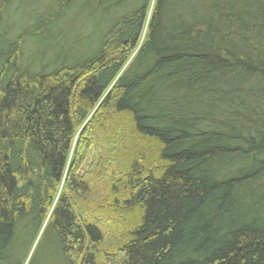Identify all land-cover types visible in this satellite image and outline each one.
I'll return each mask as SVG.
<instances>
[{"label":"trees","instance_id":"1","mask_svg":"<svg viewBox=\"0 0 264 264\" xmlns=\"http://www.w3.org/2000/svg\"><path fill=\"white\" fill-rule=\"evenodd\" d=\"M0 264H264V0H0Z\"/></svg>","mask_w":264,"mask_h":264},{"label":"rangeland","instance_id":"2","mask_svg":"<svg viewBox=\"0 0 264 264\" xmlns=\"http://www.w3.org/2000/svg\"><path fill=\"white\" fill-rule=\"evenodd\" d=\"M32 3H33V0H26V4H32ZM87 164H88V163H86L85 166H84V168L81 170L82 173L86 171V169H87V167H88Z\"/></svg>","mask_w":264,"mask_h":264}]
</instances>
